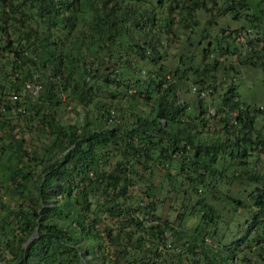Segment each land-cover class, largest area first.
I'll return each mask as SVG.
<instances>
[{"label":"trees","instance_id":"obj_1","mask_svg":"<svg viewBox=\"0 0 264 264\" xmlns=\"http://www.w3.org/2000/svg\"><path fill=\"white\" fill-rule=\"evenodd\" d=\"M210 4L0 0V52L13 77L0 84V128L11 111L23 120L0 142L9 200L0 204V264H264V170L238 149H264V139L251 138L252 117L229 85L216 136L201 135L196 122L213 106L200 93L219 91L210 75L223 55L217 16L250 25L245 45L260 51L264 0ZM169 40L179 42L173 67L161 60ZM187 72L197 85L191 105L175 94ZM25 82L39 88L31 93ZM62 92L81 106V122L61 119ZM130 190L140 193L134 204ZM175 204L185 208L177 224L159 221L157 210ZM184 215L198 226H178Z\"/></svg>","mask_w":264,"mask_h":264},{"label":"rangeland","instance_id":"obj_2","mask_svg":"<svg viewBox=\"0 0 264 264\" xmlns=\"http://www.w3.org/2000/svg\"><path fill=\"white\" fill-rule=\"evenodd\" d=\"M206 1L207 5H209L210 3L214 4V9L216 10V7L220 6L225 0H214V2L213 0ZM248 13L251 14V11L249 10ZM216 20H218L220 23V26L215 28V32H217L218 35H222L223 55L217 57L222 60V63H217V69L214 72L211 71L210 75L212 74L214 80L213 84L217 86V89L219 91L213 93L212 95H209V93L206 91L200 93V95L198 94L202 97L200 98L202 102H208L213 105L207 106L206 111L202 112L200 117L196 119V122L201 129V135L203 134L205 137L210 138L216 136L215 134L220 131V126L222 125V122L219 121V117L222 115V112H220V108L222 105L220 104L221 97L219 94H221V86L223 91L225 89V86L229 85V87H234L237 105L241 107V109H246L245 116L252 117L253 129L251 130L250 134L251 138L255 139L256 137H258L264 139V34L261 35L263 39L261 40L262 48L259 46L260 51H257L256 48H254V50H249L246 47L245 42H248L256 32L255 30H251L250 34L246 33L247 30L252 29L251 27H249L250 25H248L247 23H242L240 19L233 20L232 16L228 14L227 17L225 15L221 16L220 14L217 16ZM176 23V21L171 22L172 28L176 26ZM241 27H243V29H247L244 31L243 29H241L242 33L239 34L240 32H238V35H236L234 31L239 30ZM229 32H232V36H223L225 33L228 34ZM168 45L169 46L166 51V55L161 60L164 63L167 62V65L173 67L176 65V55L180 51L179 42H176L175 40H169ZM192 48L193 45L192 47L186 48L185 50L190 51V49ZM197 51L198 49L195 50V52ZM196 55V60H199V54L197 53ZM6 57H8L6 54L4 56L0 52V84H5V86L9 83L8 80L13 78L10 75V69L9 65L7 64ZM186 74L187 81L185 80L184 83L182 82L180 86H178L175 91V94L179 100H186V102L191 105V98L192 96H195V93L192 92L190 87L191 85H197L190 84L191 82H193V78L189 75L190 73L187 72ZM202 78L204 77L202 76ZM187 85H189V89H187ZM25 97L26 96H21L22 100ZM71 97L72 95L70 94L66 98L65 94L62 92L59 98L58 109L56 110L59 112H63V115L61 116L63 122H81V111L83 110L80 105H77L74 102V99H71ZM12 113L13 112L11 111L8 114L9 119H7V121L4 120L6 124L0 128V142H2L3 139L6 138L5 135L7 131L9 133H12L13 135H17L19 134L18 131L20 130V127L23 126L22 119L18 121H16L15 119H11V116L13 115ZM112 113L114 116L117 117L120 115L123 116L124 114H120V112L118 111H113ZM188 113L190 112L188 111ZM234 114L235 113H232L231 115ZM199 118H202L205 123L202 124L199 121ZM12 124L13 126L11 127ZM241 135H243V133H241ZM26 136L28 137L29 144L35 143L30 137L31 134H26ZM3 142H6V140H4ZM242 144H244V146L238 147V149H241L242 151L245 150L248 153L250 152L251 156H258L259 161L255 163V167L264 170V149H261L257 143L251 144L247 142ZM258 150L263 152L258 153ZM239 186L240 185L235 182L234 187L231 189L232 194H236V188H238ZM241 189L242 187H240L236 195H241V193H239ZM130 195V199L133 201L134 204L135 200H137L140 196V193L137 190H130ZM8 201V196L3 191V186L0 183V204L2 203L8 206ZM1 208L2 207H0V209ZM183 209H185L183 204H175L172 208L168 209L165 207L159 208L157 210V214L159 215V221H168L176 225L178 214L182 212ZM180 221L181 223L178 226L189 229L191 227L198 226L199 219L196 218V215H184L180 219ZM233 221H235V219H233L232 222ZM231 230H233L234 233L235 228H232ZM230 241L231 237L229 235L223 237V241L221 243L228 244ZM167 243H169V241ZM241 248L242 246L239 249H236L237 251H232V255L234 258L239 257L241 255ZM110 249L112 250V247H110ZM168 249L170 254H174L176 252V249L174 248ZM184 261L185 260H183V263Z\"/></svg>","mask_w":264,"mask_h":264},{"label":"built area","instance_id":"obj_3","mask_svg":"<svg viewBox=\"0 0 264 264\" xmlns=\"http://www.w3.org/2000/svg\"><path fill=\"white\" fill-rule=\"evenodd\" d=\"M23 88L31 93H35L37 89L39 88V85H35L33 82H25L23 85ZM16 96H11V100H15Z\"/></svg>","mask_w":264,"mask_h":264},{"label":"water","instance_id":"obj_4","mask_svg":"<svg viewBox=\"0 0 264 264\" xmlns=\"http://www.w3.org/2000/svg\"><path fill=\"white\" fill-rule=\"evenodd\" d=\"M35 231L36 229L34 230L33 234L28 237L26 244L29 243L33 239V237L35 236Z\"/></svg>","mask_w":264,"mask_h":264}]
</instances>
